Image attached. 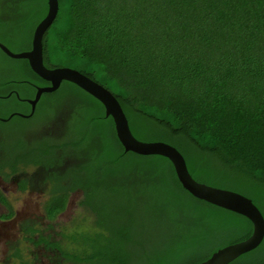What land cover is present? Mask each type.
Returning <instances> with one entry per match:
<instances>
[{"label": "trees", "instance_id": "trees-1", "mask_svg": "<svg viewBox=\"0 0 264 264\" xmlns=\"http://www.w3.org/2000/svg\"><path fill=\"white\" fill-rule=\"evenodd\" d=\"M58 4L43 40L45 66L75 69L104 86L137 139L175 147L197 182L251 199L264 217V0ZM46 12L47 0H0V33L29 50ZM14 61L2 92L17 80L32 97L24 83L48 85L26 60ZM64 98L71 99L67 133L45 140L36 160L69 164L52 181L48 218L76 190L93 217L91 231L65 235L75 245L64 252L70 262L199 264L251 235L247 218L184 190L167 159L124 152L103 106L77 86L63 82L43 94L34 118L53 116L49 109ZM229 264H264V239Z\"/></svg>", "mask_w": 264, "mask_h": 264}, {"label": "water", "instance_id": "water-1", "mask_svg": "<svg viewBox=\"0 0 264 264\" xmlns=\"http://www.w3.org/2000/svg\"><path fill=\"white\" fill-rule=\"evenodd\" d=\"M58 10V0H47V12L34 28L29 50L15 53L0 43V50L6 56L11 59L26 60L30 69L48 83L47 86H38L34 98L28 101L32 112L43 94L57 91L63 82L77 86L103 106L104 116L112 119L116 137L124 152L140 156H160L167 159L172 164L181 186L189 194L209 204L239 214L251 222L252 232L247 239L218 249L207 260L199 264H229L241 255L256 249L264 239V217L251 199L234 191L197 182L189 173L184 157L170 144L160 141L144 142L137 139L131 132L119 101L101 84L69 67L48 68L45 66L43 40L55 22Z\"/></svg>", "mask_w": 264, "mask_h": 264}, {"label": "flooded vegetation", "instance_id": "flooded-vegetation-1", "mask_svg": "<svg viewBox=\"0 0 264 264\" xmlns=\"http://www.w3.org/2000/svg\"><path fill=\"white\" fill-rule=\"evenodd\" d=\"M17 82L22 81H12V84L7 86L6 92H2V89L5 87L0 82V108L2 107L1 104L3 101L4 103L7 101H16L19 104L25 105L27 111L22 114L13 113L10 117L5 119L0 117V121L6 122L14 117L22 119L34 118L39 102L35 105V110L32 112V107L28 101L34 98L35 93L33 97L22 95ZM23 86L20 87L26 89L31 88L35 91L38 87L29 82L24 83ZM69 114V110L65 111L62 115L59 114L56 121L53 122L54 124H48V126H50V128H48L50 129L48 135L51 136H47L46 138L52 137L53 140H58L67 133L69 128ZM54 134L58 135L56 139ZM29 144L31 145L26 150L17 148L14 152L16 155L13 157L10 151L0 147V189H3L0 190V247L3 246V249H0V251H2L0 252V264H68L70 261L68 257L64 255V234L62 233L60 235V233L54 232L55 225L50 224L57 221L59 216L64 215V212L68 209L70 195H68L63 209L57 213L54 220L48 218L47 207L49 202L52 201L51 197H56V194L54 195L55 191L52 181L64 176L65 169L69 164L65 161L60 163L58 167H47L43 164H38L37 160L31 158V155L36 153L37 138L35 143L31 142ZM28 150L30 151L29 154H27ZM27 169H32V172L28 173L26 171ZM46 178L50 184V191L48 199L43 205L44 214L42 217L44 220L42 223L39 221L42 217L34 216V214L38 213L37 207H35L34 214L26 207H21V210L20 208L16 209L13 205L18 203L19 200L16 196L12 199L8 198V196L11 194H26L31 196L34 192L38 193L39 185L42 184ZM61 182L69 183L65 178H63ZM76 192L81 193L82 199L83 193L80 190L73 191L70 194ZM78 206L81 208L79 203ZM67 240L68 239H66V241ZM32 246L37 250L31 251L30 247ZM33 257L34 260H31L30 258Z\"/></svg>", "mask_w": 264, "mask_h": 264}, {"label": "rangeland", "instance_id": "rangeland-1", "mask_svg": "<svg viewBox=\"0 0 264 264\" xmlns=\"http://www.w3.org/2000/svg\"><path fill=\"white\" fill-rule=\"evenodd\" d=\"M26 33V37H27ZM0 43L8 47L12 52H22L26 51L29 48V44L26 41H20L17 43H12L8 40L7 37H4L2 33H0ZM11 58H5L0 53V80H3L2 76H5L4 74L9 72V65H14V60L19 59H12ZM18 64V63H17ZM22 90V89H20ZM24 91V90H23ZM22 92V91H21ZM24 94L23 92L21 93ZM28 97H31V95L27 94ZM61 103H55L52 105V108L49 109V113L53 116L46 115L44 112L41 114L39 113L37 117L34 119H22L19 117H14L10 119L9 121H0V147H3L7 151L11 152V156H15L16 153H14L17 148L20 150H26L31 144V142L35 143L37 138V155L36 153L31 155V158L33 160L41 159L40 151L43 150L47 144H50L49 141H52L53 138L49 137L46 138L48 135L50 129V126L48 124H54L53 122L56 121V118L59 116V114H63L66 110L64 109L69 103H71L70 98H64L60 100ZM0 108V117L2 119L10 117L13 113L22 114L25 113L27 110V107L25 105L19 104L16 101L13 102H6L1 104ZM62 111V112H61ZM52 118V119H51ZM46 127V128H45ZM55 139L58 135H55ZM139 140L145 142V138L140 137L137 135ZM44 140V141H42ZM49 140V141H45ZM42 141V142H41ZM21 152V151H20ZM29 150L28 153L29 154ZM29 158V157H28ZM28 173L32 172V169L26 170ZM39 191L38 193L34 192L31 196L22 194V195H9L8 198L12 199L13 197H17L19 200L18 203L14 204L13 206L16 209L20 210L21 207H26L29 211H31L34 214L35 207L38 208V213L34 214L35 217H42L43 212V205L48 199L49 191H50V184L48 179L46 178L42 184L38 187ZM51 197V196H50ZM49 197V199H50ZM52 198V197H51ZM81 199V193L76 192L73 194H70L69 201H68V209L64 212V215H61L58 217L57 221L52 222L50 225H55L54 232L60 233V235L64 234L63 243L65 244V250L68 252L69 250L74 249V244L70 243L69 240L66 241L67 238H65V234H73L75 232H81V231H91L92 229V223L91 219L93 218L90 213H88L86 208H80L78 206V203ZM44 218L42 217L40 222H42ZM43 223V222H42ZM68 233V234H67ZM58 239L60 240V237L58 236ZM3 249V246L0 247V249ZM31 251H36L37 249L32 246L30 247ZM2 252V251H0ZM35 257V256H34ZM33 258H30L31 260H34ZM68 262V261H67ZM68 264H75L73 262H68Z\"/></svg>", "mask_w": 264, "mask_h": 264}, {"label": "snow or ice", "instance_id": "snow-or-ice-1", "mask_svg": "<svg viewBox=\"0 0 264 264\" xmlns=\"http://www.w3.org/2000/svg\"><path fill=\"white\" fill-rule=\"evenodd\" d=\"M71 166V165H70ZM0 190H3V189H0Z\"/></svg>", "mask_w": 264, "mask_h": 264}]
</instances>
